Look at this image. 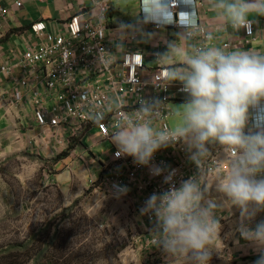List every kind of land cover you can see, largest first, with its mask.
<instances>
[{
  "label": "built area",
  "instance_id": "built-area-1",
  "mask_svg": "<svg viewBox=\"0 0 264 264\" xmlns=\"http://www.w3.org/2000/svg\"><path fill=\"white\" fill-rule=\"evenodd\" d=\"M5 1L0 0L3 18L9 14ZM36 1L40 4L49 2ZM77 2L79 10L74 8L71 0L66 1L68 9L74 8L68 18L35 23L31 27L35 40L29 41L22 52H14L0 66V77L12 81L16 102L29 104L40 138L48 137L46 144L53 141L54 147L62 153L73 144L75 148L90 149L86 141L90 132L95 131L102 143L113 145L110 160L96 164L90 182L108 197L126 200L144 219L146 245L156 246L154 233L158 230V222L152 214H141L145 201L153 193L160 194L172 186L179 188L184 181L194 177H199L206 194L209 182L227 168L230 154L223 152L219 145L211 146L207 163L196 165L189 159L183 142L177 141L160 148L147 166L134 163L132 157L117 155L118 149L110 137L125 114L137 115L136 110L143 101L159 102L160 116L153 121V126L175 134L170 127L173 116L170 104L173 99L187 94L182 86L174 91L171 89L168 67L162 63L150 80L141 78L140 74L146 68V56L138 50L121 52L118 47L121 45L120 27L109 24L112 0ZM142 2L140 0V4ZM167 2L170 5L167 22L144 23L142 13L140 23L134 24L135 31L129 33L126 42H138L137 27L140 24L150 25L156 31L171 27L185 32L191 26L189 30L194 33L191 41L199 40L196 48H208L212 35L199 23L194 12L189 13L197 5L196 1L194 4L191 0ZM14 6L23 8V0H16ZM180 15L182 18L178 17ZM201 28L206 31H200ZM240 30L249 41L254 36V21H251L250 30ZM223 48L229 50L230 44H224ZM153 57L159 62V53H154ZM16 70L20 71L21 77L15 75ZM97 113H102L99 121L94 118ZM248 124L251 131L264 127V107L250 111ZM29 145L39 147L36 138L30 139ZM155 168L162 170L160 174L153 173ZM169 173H173L172 180L166 183L164 178ZM116 185L126 187L127 193L117 197Z\"/></svg>",
  "mask_w": 264,
  "mask_h": 264
},
{
  "label": "clouds",
  "instance_id": "clouds-1",
  "mask_svg": "<svg viewBox=\"0 0 264 264\" xmlns=\"http://www.w3.org/2000/svg\"><path fill=\"white\" fill-rule=\"evenodd\" d=\"M210 8L217 21L237 31L250 30V16H264V0H210ZM140 11L144 23L163 24L170 5L167 0H143ZM190 28L179 35L178 42L170 43L159 59L172 61L181 44L192 39ZM133 31L134 26L121 25L120 39ZM191 47L193 50L182 56L181 63L167 69L168 78L179 82L188 96L182 104L179 131L173 134L155 128L153 121L160 116V103L143 101L137 115L125 114L110 137L117 155L132 157L141 166L149 165L160 148L177 141L183 142L196 165L207 163L212 144L230 154L227 168L213 180L216 190L226 197L223 205L207 199L205 187L199 177H194L179 188L172 186L160 194L153 193L140 209L141 214H152L157 219L156 247L165 254L167 264H210L212 254L224 248L217 215L221 206L238 207L248 220L264 212V127L245 131L250 111L264 107V52ZM94 118L99 121L102 113ZM152 171L160 174L162 170ZM172 175L165 176L166 183L171 182ZM114 188L117 197L127 193L126 187ZM239 232L261 252L256 264H264V220L254 228L242 224Z\"/></svg>",
  "mask_w": 264,
  "mask_h": 264
},
{
  "label": "rangeland",
  "instance_id": "rangeland-1",
  "mask_svg": "<svg viewBox=\"0 0 264 264\" xmlns=\"http://www.w3.org/2000/svg\"><path fill=\"white\" fill-rule=\"evenodd\" d=\"M112 1V20L131 23L138 17L140 0ZM72 9L63 10V17L67 18ZM97 139L89 137L86 143L98 159L107 148L98 146ZM35 148L30 152L0 151V264H14L8 251L25 245L30 249L12 250L22 264H48V258L41 263L38 259L51 243L55 246L49 256L65 243L69 255L75 258L74 264H167L160 248L146 245L143 217L126 200L112 199L90 182L96 158L73 148V158L56 162L59 154L49 160ZM208 190L206 198L223 205L226 197L215 185ZM222 217L220 237L224 248L212 254L210 264L230 263L228 249L240 228L233 222L249 223L236 206L227 207Z\"/></svg>",
  "mask_w": 264,
  "mask_h": 264
},
{
  "label": "crops",
  "instance_id": "crops-1",
  "mask_svg": "<svg viewBox=\"0 0 264 264\" xmlns=\"http://www.w3.org/2000/svg\"><path fill=\"white\" fill-rule=\"evenodd\" d=\"M15 1L16 0H6L5 6L9 9V14L5 18L0 16V23L3 25V29L0 30V66L7 62L8 59L12 57L14 52H22L29 41L35 40V37L31 33V27L35 23L42 20L51 21L54 19H65L62 12L65 9L68 10L66 7V1L69 0H49L47 4H40L36 0H23L24 6L20 9L14 6ZM195 1L197 5L192 7L191 10L198 17L199 23L203 25L213 37L209 43V47H218L228 52L238 50L264 52V16L249 17V19L255 23V32L254 36L247 41L242 30L239 29L237 31L231 26L222 24L215 19V13L210 8V0ZM71 2L76 10L80 9V4L77 0H71ZM70 10L68 11L67 18L73 13V11ZM113 16L114 6L112 1L109 24L113 27L118 28L121 25L134 26L135 23H140L142 19V12L139 11L138 17L131 23H125L120 20L114 21L112 20ZM137 29L140 34L138 42L130 44L126 42L125 38L121 40L120 50L121 52L138 50L145 54L146 68L141 72L140 76L146 81L150 80L152 73L160 63L164 64L168 68L181 63L182 56L193 50L191 45L196 47L199 43V40L195 39L192 41L190 40L187 44H181L178 52L175 54V58L172 61L159 59V62H157L153 57V54L157 52L161 56L167 53L168 45L173 42H178L179 35L184 33V31L182 29L171 27H163L156 31L152 26L145 24H140ZM226 43L230 44L229 50L223 48ZM121 52L119 53L121 54ZM15 75L21 77L20 71L16 70ZM170 83L173 91L177 87L182 86L179 82L172 80H170ZM12 85L13 83L10 79L0 77V151L5 149L8 150V152H16L17 150L30 152L31 148L36 147L35 150H41V155H45L47 159L51 160L55 158L57 154H61L60 150L54 147L53 141L50 142V144H46L48 137L40 138V131L37 129L31 107L27 102L19 103L15 101ZM179 98L173 99L170 104V109L173 113L170 121V127L175 132H178L183 124L184 109L182 104L187 102L188 96L181 95ZM250 128L251 126L247 124L245 131L248 132ZM95 136H97L95 131L90 132L88 135V137ZM32 138H36L39 147L29 145V140ZM97 140L98 146H105L107 148L98 159L96 158V151H93L91 148L82 150L91 154L93 158H96L97 164H100V160L108 162L114 147L109 142L102 143L99 139ZM211 146L218 145H209V147ZM77 149L81 148L76 147L75 150ZM73 155H75V152H73L70 157L61 160L60 162H67V160L73 158ZM79 158L84 160V157L82 156H79ZM90 171H93V168L90 169ZM213 180L209 182L208 189L215 185ZM208 189L206 190V195L207 191H210ZM226 208L227 207L219 209L217 214L219 219L223 218L222 214L225 213ZM261 220H264V212L257 213L253 219L249 220L247 226L254 228ZM233 223L239 226L244 224L241 221H234ZM228 251V254H230L229 264H256V261L261 255V252L254 245L245 241L241 237L239 230L236 232L233 245L228 249Z\"/></svg>",
  "mask_w": 264,
  "mask_h": 264
},
{
  "label": "trees",
  "instance_id": "trees-1",
  "mask_svg": "<svg viewBox=\"0 0 264 264\" xmlns=\"http://www.w3.org/2000/svg\"><path fill=\"white\" fill-rule=\"evenodd\" d=\"M73 148L75 149V144H73L68 151L59 154L56 157L55 161L58 162V161H61V160H64V159L68 158L70 156L71 150H73ZM36 241H37V239L34 240V243H36ZM54 246H55V244L51 243L48 246L47 250L42 251V253H40L39 259H38L39 260V263H41L42 260H46L47 258L49 259L48 260V264H74L75 263V258L72 257V255H69L71 253V251L69 250V248L66 246L65 243H64V245H62L61 249H58V252H55L54 255L49 256L48 253H49V251L52 248H54ZM16 248H18L19 249V252H20L22 250H29L30 249V246L29 245L19 246V247H15L14 249H10L8 251L7 256L9 254L11 256H13V258H14V264H22L21 263V259L19 257H17L16 255H12V254H16V252L12 251V250H15ZM63 258H65V259H63ZM9 264H12V263H9Z\"/></svg>",
  "mask_w": 264,
  "mask_h": 264
}]
</instances>
